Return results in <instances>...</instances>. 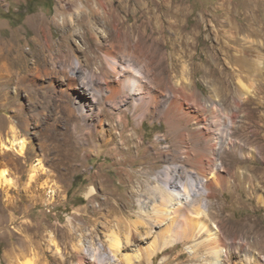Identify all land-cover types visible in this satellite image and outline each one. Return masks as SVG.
Returning <instances> with one entry per match:
<instances>
[{
	"label": "rangeland",
	"instance_id": "1",
	"mask_svg": "<svg viewBox=\"0 0 264 264\" xmlns=\"http://www.w3.org/2000/svg\"><path fill=\"white\" fill-rule=\"evenodd\" d=\"M102 1L0 0V171L5 170L11 182L10 187L0 186V264H26L27 260L72 264L76 259L71 243L81 230L86 231L83 216L87 208L100 209L96 242L104 239L105 217L110 224L122 218L137 220L139 213L147 218L132 196L131 183L140 182L137 187H142L143 206L148 209L154 199L145 187L156 183L154 176L165 167L178 172L172 183L188 175L194 179L208 207L202 214L209 213L204 215L211 220L207 223H216L229 246L227 255L212 261L205 247L195 248L192 255L185 246L193 242H179L157 253L151 264H264V189L253 194L246 181L234 190L227 185L229 166L242 160L240 152L234 153L235 159L229 155L227 137L243 140L249 150L264 146V0H145L156 11L172 7L180 15L162 12L166 31L159 49L153 39L146 40L149 43L135 36L134 41L145 42L147 49L140 55L137 48L131 59L122 55L131 49L113 39L108 27L111 17L104 18L103 25L91 15L97 8L106 14L113 7L119 20L131 19L132 8H118L117 0L103 6ZM109 47L112 55L129 59L134 66L136 58L147 57L149 67L142 69L138 84L146 90L143 96L148 91L162 99L164 91L171 89L179 98L170 105L153 106L150 101L148 113L142 114L126 88L114 99L97 96L89 121L95 122L98 134L82 139L92 126H87L77 102L71 101L72 115L65 112L66 96L60 90L68 88V79H73L78 85L85 82L92 93L105 87L106 94L102 72L107 69ZM174 61L185 74L173 67ZM180 86L188 99L179 95L176 87ZM234 97L240 105L227 135V120L236 107ZM89 101L85 109L90 108ZM138 112L140 117L134 118ZM121 118L128 120L124 128ZM10 126L15 129L14 144L24 140L25 150L19 152L18 144L13 148L3 145L12 139ZM133 132L132 143L120 144L119 149L118 135ZM248 163L262 167L264 159L251 156ZM242 165L236 166L238 174L244 171ZM91 187L94 195L89 194ZM10 197L16 201L8 203ZM22 223L31 226L29 234L39 230L46 241L43 251L26 250L15 261V255L9 259L7 254L20 245L13 242L11 233H18ZM70 225L71 241L60 234ZM137 225L144 230L141 223ZM90 238L88 234L83 237ZM150 245L148 236L121 251L137 254Z\"/></svg>",
	"mask_w": 264,
	"mask_h": 264
},
{
	"label": "bare ground",
	"instance_id": "2",
	"mask_svg": "<svg viewBox=\"0 0 264 264\" xmlns=\"http://www.w3.org/2000/svg\"><path fill=\"white\" fill-rule=\"evenodd\" d=\"M112 2L115 1L104 0L101 2V5L104 6L108 4L110 6ZM117 5L118 8H123V9L131 7L132 15L130 13L128 15H131L132 18L131 19L125 18L123 20H119L117 14L114 13L112 6H111L112 8L109 7L106 14H104L102 10H100V8H97L95 13L91 15V18L100 21L104 25L105 23L104 18L111 17V19L108 22L109 30L111 34H113L114 41H117L118 44L124 43L127 49H131L130 51L127 50L122 54L123 56H128V57L135 55L134 53L137 48H139L138 52H140V55L141 54L143 55L145 50L147 49L146 48L147 45L144 44L145 42L140 41V44H137L134 41L135 36L139 37L137 39L139 40L143 39L144 41L153 39L154 40L153 45H155L156 49H159L161 47V45L164 42L163 38L165 36V31H166L164 26L165 21L162 12L170 13L177 16L180 15L179 13H176V11L172 9V7L167 8L165 11L162 10L156 11L145 0H117ZM132 5L136 7L133 8ZM152 21H156L157 24L153 25ZM125 24H127V26H125L126 31L121 32L120 31L121 26H124ZM172 27L174 30H177L176 32L177 34L178 28L174 24L172 25ZM155 34L156 36H154ZM180 42H185V41L182 40ZM109 46L111 48H114L113 44H110ZM175 46H174V51L176 52V50L178 49ZM110 47L107 49L108 54L105 55L107 69L102 72V77L105 80L106 87H108V92H106V94L104 93L106 91L105 87L100 86L99 89H95V92L93 91L92 93L88 90L89 88L85 86L84 84L85 82L84 83L82 82L83 85H78L77 81L73 79L70 80L68 79V84H67L68 88L65 87L60 90V92H63L64 95L66 96L67 105L66 107L64 106L66 109L65 112H68L67 113L68 115H72L73 114V107L71 106L72 102L74 103L77 102V105L80 106L79 112L82 115L83 119L85 120L87 126H92L89 127L90 132H87L86 135L82 136L81 137L82 139H86L87 137L88 139H91L92 136H94V133L98 134L95 122L93 123L92 121H89V115L95 108L96 99L98 98L97 96H101V97L104 96V98L106 99H114L116 96L122 93L123 89L126 88L129 94L133 96L132 99L134 100L133 102L134 106L137 105L136 106L137 109L136 108L135 109L139 110L140 108L142 114L148 111L149 108L148 105L150 101L154 103L153 106H160L161 104L170 105L174 103L177 98V97L175 98L176 95L173 90L166 89V91H164L165 94L163 93L162 95V99H158V94L156 93L151 94L147 91L146 94V96L148 97V101H147L146 100L147 97L143 96L144 94H141L142 91H146V90H141V88H138V84L142 77V69L146 70L149 67V61L146 59L147 57L140 56L139 58H136L137 66L135 63H133L135 64L134 66L132 65V63L129 62V59L123 60L122 58H117L116 56L112 55L111 53L113 51L111 50ZM154 51L155 50L153 49V52ZM175 66L178 69V72H180V74L182 75L185 74V70L183 68L180 69L179 64H177L174 61L173 67ZM176 89L178 90V93L181 96V98H183V100L189 98V96L185 93V91L181 88V86L176 87ZM150 91L152 92V90ZM86 99L90 100L89 109H85ZM178 102L181 101L177 100V103ZM233 102L236 107L234 111L231 112V115L227 120V135H229V133L231 132L230 128L234 127L235 124L234 117L236 115L235 110L240 105V100L238 97H234ZM139 114L140 113L138 112L132 116H134V118L138 116L140 117ZM126 115L127 114H125V117ZM127 122L125 119L124 120L122 119L121 127L124 128L127 125ZM73 128L74 130L79 131L78 130L79 126L74 125ZM9 129L12 132V139H9L8 143H3V145L7 148H13L15 144H18L19 152L23 151L25 147L24 140L18 141V143L14 144V140L16 139L14 134L15 133L14 126L13 127L10 126ZM134 134L135 133L133 132L130 135H122V134L118 135L117 138L121 140V142H117V147L119 148V145L120 144L122 145L123 143L126 145L127 143H129L130 140H133L135 136ZM123 136H125V138H123ZM158 138H160V136H158ZM227 147H228L229 155L232 156V158L235 159L234 153L236 152H240L242 155V160L240 162L234 160V163L229 166L230 168H228L229 174H227V182H228L227 185L229 189L234 190V188L237 187L239 182L246 181L248 182L249 186L252 188L253 194L262 191L261 189H264V166L255 167L249 165L248 162L251 156H258L259 158L264 159V146L263 147L255 146L253 149L250 148L249 150L248 147L246 146V143L243 142V140L240 139L237 140V139H232L231 137H227ZM126 150L128 149L126 148ZM240 163L243 164L242 166L244 167V171H241V173L239 172L240 174H238L237 173L238 167L236 168V166ZM158 172L159 173H157V175H155L153 178L154 180H156L155 181L156 183H154L153 185H149L148 183V186L145 187V189L147 188L151 190V195L153 197L152 199H154V201L152 202V204L148 209H144L143 206L144 202L143 199L141 198L142 193L140 191V188L142 187L140 188L137 187V185H140L139 184L140 182L134 184L131 183L132 186L130 190L132 196H136L137 204L139 205V209L141 210L140 212H142V214H147L148 215L147 218H145L144 215L142 216L141 213H139V215H137V220H127L125 218H122L119 223L118 222L114 223L111 220L112 223L110 224V222L107 220V217H105L104 220L105 227L103 226V224L102 225L99 224L100 226H103V229L105 230V232H103L104 239L103 238H102L103 240L99 239V241L96 242L94 233L98 231L99 228L97 226L99 216L97 217V215L100 214L99 213L100 209L98 208L99 206L98 207L89 206V208H87L88 210L83 216V224L85 225L86 231L81 230L80 235L77 234L76 236L78 237L76 239L77 241L74 240V243L73 242L71 243L72 251L75 253V259H76L72 264H114L115 261H117L118 263L128 261L131 264H137V263L151 264L153 261V257L157 253L162 252L165 248L173 246L179 242L188 243L190 241H192L193 244L186 245L185 248L191 254L193 253L195 248L203 246L207 250H209L211 256L210 258H212V261L215 256L216 257L218 256L220 259L222 255L223 256L227 255L226 248L229 246V245L227 246V242L225 241L227 240V237L226 239L224 238L225 236L221 233L218 226L215 225L216 223L212 226L207 223L209 222L210 218L207 221L208 217H204L205 214L202 213L208 212L207 211L208 207L206 208L207 206L205 205L206 203L204 204L202 202L201 200L202 197L201 198L199 197L200 192L196 186L197 183L194 182V179L190 178L191 176L188 175L185 180L179 183L176 182L172 183L173 180H171V178H174V176H176L178 173V172L176 173L174 167L173 168L165 167ZM6 174L7 173L5 170L0 171V186L1 185L5 186L7 184V186L9 185L10 187L11 182L10 179L6 177ZM161 176L164 177V179ZM42 186L43 183L41 184V186L39 185L38 189L37 188L36 189L39 191L43 188ZM94 190L95 189L91 187V189L89 190V194L94 195L96 192V191L94 192ZM39 198H43L42 192H40ZM6 201L8 203H13L16 201V199L15 198L11 199L10 197ZM207 214L209 215V213ZM92 222H93V226H90V223ZM137 223H141L143 225L144 230H139V226L137 225ZM119 225H121V229H122L121 231L118 228ZM30 228H31L30 225H24L22 223L21 227L17 229L19 231L18 233H11V238L13 239V242L20 243V245L19 247H14L15 250H13V248L9 249L7 254L9 259H14L12 257L15 255L17 258H15L14 260L17 261L18 258L25 255L24 251L26 250L37 248L43 251V241H46L45 238L43 239L41 232L39 230H37L34 233V235L29 234L28 229ZM82 228L83 227L79 225V229ZM60 231H61L60 234H62L64 237L68 238L69 241H71L73 237L72 225L68 226V229L64 228L61 229ZM87 234L91 236V238L90 240L86 241L83 239V237L84 236L86 237ZM148 236L151 237L152 245L145 248H141V253L126 254V252L121 251L122 248H129L131 245H133V241L135 240L143 241V239H145ZM200 237L203 238L197 241ZM234 240L236 239H233L232 242H234ZM230 247L232 246L230 245ZM59 259H62V255L59 256ZM26 262H27L26 264H32L28 260ZM61 262L64 263V261ZM212 264H218V262L216 261L215 263L213 262Z\"/></svg>",
	"mask_w": 264,
	"mask_h": 264
}]
</instances>
